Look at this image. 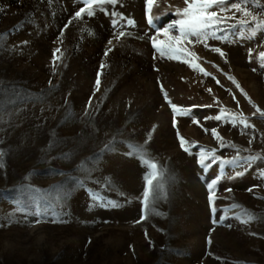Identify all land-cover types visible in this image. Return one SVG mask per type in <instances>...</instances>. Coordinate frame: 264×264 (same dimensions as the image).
I'll use <instances>...</instances> for the list:
<instances>
[{"label":"rangeland","instance_id":"374dc122","mask_svg":"<svg viewBox=\"0 0 264 264\" xmlns=\"http://www.w3.org/2000/svg\"><path fill=\"white\" fill-rule=\"evenodd\" d=\"M83 6L0 0V264H264V0L210 9L236 25L185 45L210 75L151 44L185 0H118L76 18ZM254 17V30L240 24ZM221 110L251 127L211 118ZM201 150L219 158L208 170ZM143 158L164 170L166 197L150 209Z\"/></svg>","mask_w":264,"mask_h":264},{"label":"snow or ice","instance_id":"6c2138e0","mask_svg":"<svg viewBox=\"0 0 264 264\" xmlns=\"http://www.w3.org/2000/svg\"><path fill=\"white\" fill-rule=\"evenodd\" d=\"M248 0H240V2H233V0H185L186 7H183L182 9H176L177 14L179 15V19H176L172 22H170L166 27H163L162 29L159 27H156L154 20L151 16L148 17V23L149 25H152L153 27H156L157 34H162L167 37L166 40L164 39H157L156 36L151 37V44L155 51L159 52L160 55L167 56L170 60H179L181 56L185 57L184 62L190 64L193 68L198 69L201 72H204V69L200 67L199 64L194 63V57L191 52L188 51V49L185 47V45L192 44V43H204L208 41L209 39H215V40H227L228 34L231 29L235 28V24H229L228 21L234 19V17H228V16H222L218 14L217 11H212L214 6L218 7L220 9V12H224L226 10V6L230 4L231 8L236 11H242L241 9V3H247ZM83 7H80L78 11L74 13L76 18H82L85 13L89 17H92L95 15L97 10L104 11L105 5H116L118 3V0H82ZM155 3V0H147V4L149 7V10L152 9L153 5ZM113 17L120 16L119 13H112ZM244 15L247 16L249 13L247 11L244 12ZM121 19L125 20L124 27L132 26L134 24V21L131 19H126L121 17ZM110 23L114 29V35H117L118 37H122L125 35L123 31H120L118 34L115 33V29L120 25V20L118 19H111ZM241 25H248L250 27H253V30L255 29V17L252 21H240ZM261 27H264L262 25ZM172 30H175L178 34L177 35H171L170 32ZM233 35H240V33H233ZM109 43H111V40H109ZM215 52L219 53L220 55H224L223 51L220 48L213 49ZM60 49H56V52H59ZM110 51V50H109ZM107 55V52L105 53ZM59 59V57H55L53 63L55 64V60ZM259 59L261 61H264V52L259 53ZM261 67H264V64H261ZM205 75H210L207 72H204ZM231 79V77H229ZM96 84H100V80L97 79ZM210 91V90H209ZM166 95V93H165ZM169 103H171L169 101ZM173 112H177L179 110V114L181 116H188L189 111L185 109H178V106L176 104H171ZM212 119H215L216 121H227L230 122L233 126L240 124L245 128L251 127V125H248L245 121L246 118L236 115V114H224V110H221L220 115H216L214 117H211ZM213 133L215 134V130H213ZM217 139H219V136L217 135ZM186 141L184 138L181 137V144H185ZM136 147V154L145 157L146 153L143 152V149L140 148V146ZM111 146H107L105 148V151H110ZM185 151H189L188 148L184 149ZM199 156V164L205 169L208 170L211 167L210 163H207V161H211L213 164L219 159L215 152L209 153L208 151L201 150L198 153ZM253 158L249 157L246 160L241 161L239 158H233L232 160H223L221 161L222 164H233L236 167H240L244 164H251V160ZM260 159V158H256ZM142 163L146 165V171L144 178L146 180V187L143 190V205L145 209H150L151 203L154 202L158 197L164 196L166 197V191H164L165 185L162 182L164 179V170L162 168H159L158 171V165L157 163L153 162L149 158H143ZM237 176L241 175L242 173L236 172ZM262 177H264V173L260 174ZM159 177V179H158ZM156 181V183H154ZM208 189L213 192V184L208 185ZM35 199L39 200L42 199L40 197H36ZM106 205L116 206L115 201H103ZM37 207L39 208L40 205L38 204ZM215 211V209H213ZM37 215H40L41 213L37 211ZM254 219L253 217H249V220ZM39 222V221H37ZM248 221H244V223H247Z\"/></svg>","mask_w":264,"mask_h":264}]
</instances>
